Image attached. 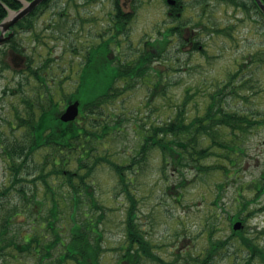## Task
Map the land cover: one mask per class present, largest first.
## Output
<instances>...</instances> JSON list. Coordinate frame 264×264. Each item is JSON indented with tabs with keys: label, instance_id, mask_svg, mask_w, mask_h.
I'll use <instances>...</instances> for the list:
<instances>
[{
	"label": "rangeland",
	"instance_id": "obj_1",
	"mask_svg": "<svg viewBox=\"0 0 264 264\" xmlns=\"http://www.w3.org/2000/svg\"><path fill=\"white\" fill-rule=\"evenodd\" d=\"M115 1L54 0L51 7L40 15L35 23V31L41 32L44 36L42 43H34L33 33L15 26L18 32L14 34V38L22 41L24 50L15 51L11 47V40L0 45V135L2 137L5 139L16 137L19 140L27 137L28 129L19 125L15 114L26 110L25 98L33 93L24 79L29 75L30 65L43 64L48 59L49 73L57 76L49 79L57 82L60 79L65 80L67 93L76 90L85 53L90 46L98 45L108 39L104 32L116 21ZM119 1L123 10L127 13L130 11L133 16L128 40L123 39L121 50L117 51L113 46L114 53L118 52L120 56L122 52L133 53L134 50H140L146 40H155L170 26L182 25L183 31L182 34H174L169 39L170 52L166 62L163 60L165 63L160 62L155 65L157 69L164 71L162 85L167 87L164 94L166 96L157 98L156 95H151V90L158 81L154 72L138 81L121 98L114 101L112 106H107L104 112L105 120L112 116L120 123L117 125L112 123L113 126L115 125V131L112 136L100 141L97 149L99 154H111L107 156L116 161H129L140 149V133L136 131L137 126L142 127L143 130L153 122H163L167 117L171 118L176 114L186 95H191L186 108L187 116L191 118L201 114L204 112L205 96L218 85L228 81L230 75L238 72L241 66L240 77L247 81V85L239 87V81L235 78L233 83L238 84L236 89L242 95L228 96L229 103L235 110H246L259 119H264V21L261 16V20L255 22L243 10L226 0H206L204 5L187 0L190 6H195L196 9L185 10L179 19L171 18L168 13L171 6L166 0ZM197 13L202 15L200 19L197 18ZM186 26H190L189 30L185 28ZM69 27H71L72 43L75 46L74 52L70 51L65 39L57 33ZM227 27L231 28L232 37L219 32L220 28ZM188 32L190 35L195 32L198 41L205 49L204 53L190 48L191 45L186 42ZM2 51H6L7 54H3ZM10 58L13 60L11 61ZM3 60L9 62L10 66L4 69ZM55 99L62 100L63 96L56 94ZM108 112L111 115L107 116ZM241 135L240 139H244L240 141L243 148L239 157L242 169L234 176L236 180L230 179L226 184L223 196L218 202L221 192L218 193L217 183L224 180L221 172L214 170L199 172L191 161L183 168L184 174L171 164L166 170H162V167H165L164 161L160 150L156 148L150 150L146 162L142 167L138 166L139 170L127 172L128 179L133 180L129 188L137 198L135 222L149 241L147 251L155 253L154 257L141 254L135 263H129L126 258H122L128 251L126 218L129 202L126 192L119 182L116 171L107 162H101L90 177L93 194L103 206L95 211V217H99L97 219L94 217L97 220V228L91 234L93 245L101 247L99 251L101 263L196 264V258L211 249L209 233L212 229L211 233L215 241L221 238L228 244L219 245L210 264H242L248 250L242 246L239 233L236 234L237 231H234V221H231L229 214H234L244 197H253L255 194L248 187V183L260 174L264 162V124L248 134ZM1 151H3L2 147H0V189L9 185L11 179V170ZM47 153L49 152L45 147L34 153L33 158L41 167L44 163V155ZM219 153L221 156L216 154L203 162L212 164L217 162V159L229 162L226 159L227 152L219 150ZM71 161L72 168L75 169L78 166L76 157L73 156ZM48 164L45 173L53 169L51 163ZM41 167H36L35 175ZM48 177L60 204L57 230L62 234H68L72 231L71 211L74 194L70 192L69 186L62 185L60 176L52 174ZM34 187V191L29 192V195H34L35 199L43 201L46 211L51 205V199L46 197V186L39 179ZM14 201L20 209L22 201L19 195L14 197ZM23 205L24 209L21 210L23 212L13 219L10 233L14 232L16 240L22 242L21 235L34 231L36 227L35 232L40 235L43 244L47 243L46 240L50 241L49 243L53 242L56 238L53 230L40 227L41 217L36 211L38 207H34L33 202ZM79 205L80 208L75 211V216L81 221L85 218L87 210L89 213L92 211L80 202ZM252 207H257L259 211L246 217L241 231L253 236L256 242L264 246V232H262L264 195L259 201L253 202ZM2 216L0 213V227ZM5 243L0 239V247H3L2 251L5 252L4 264L38 263L39 256L34 252L23 251L13 244L3 246ZM52 251L54 254L51 255L52 259H48V263L77 264L74 259L64 256L68 251H61L59 247ZM140 251L144 250L140 249ZM252 264H264V262L257 257Z\"/></svg>",
	"mask_w": 264,
	"mask_h": 264
},
{
	"label": "trees",
	"instance_id": "obj_2",
	"mask_svg": "<svg viewBox=\"0 0 264 264\" xmlns=\"http://www.w3.org/2000/svg\"><path fill=\"white\" fill-rule=\"evenodd\" d=\"M53 1L44 0L27 17L18 22L19 28L30 30L33 33L34 43L44 42L42 33L35 31V23L39 16L51 7ZM84 1L94 2L95 0ZM226 1L243 10L253 21L258 22L261 18L264 21V14L255 0ZM200 2L205 4L206 0H200ZM6 6L11 9H19L22 3L20 0H0V21L8 15ZM132 18V13L125 12L121 2L116 0V21L114 27L110 29L111 35L100 44L90 46L87 53L83 54L84 60L81 63L77 87L70 94L65 93V80L60 79L57 82L54 79H49V77L55 78L57 76L49 73L48 59L43 64L30 65L29 75L24 79L33 93L25 98L26 110L15 114L19 120V125L28 129L27 137L21 140L16 137L5 139L0 135V147L3 148L1 155L7 159L8 168L11 170L10 184L0 189V213L3 215L1 218L0 239L2 242H6L3 246L13 244L23 251L34 252L39 256L37 264H57L48 263V259H52L51 255L54 254L52 250H55L56 247L61 248V251H68L64 256L74 259L77 264H102L99 257L101 247L93 245L91 234L96 231L97 220L95 219L99 217H95V211L97 208H103V206L93 194V184L90 182L92 173L101 162H107L116 171L129 202L126 218L128 251L122 258H126L129 263H135L141 254L154 257L155 253L153 251H147L149 241L135 222L137 198L136 194L129 188V184H132L133 180L132 178L131 180L128 179L127 172L139 170L146 162L150 150L156 148L160 150L164 161L163 166L166 167H162V170H166L171 164L180 173L184 174L183 168L191 161L199 172L203 170L221 172L224 175V180L217 183L218 193L221 192L217 199L218 202L223 196L226 184L230 179L236 180L234 176L242 169L239 157L240 153L243 152V148L240 141H244V139H240L241 134H248L254 128L264 124V119H259V117L246 110H235L229 103L228 96L242 95L236 89L238 84L234 85V79L236 78L239 81V87L247 85V81L240 77L242 74L241 66L238 72L230 75L228 81L218 85L205 96L204 112L201 114L191 118L187 116L186 108L191 95H186L176 114L171 118L167 117L163 122H153L143 130L142 127L137 126L136 131L140 133V149L138 154L129 161H116L107 156L111 154H99L97 149L100 141L112 136L115 125L120 123L117 118L112 116L105 120L104 112L107 106H112L114 101L121 98L138 81L152 75L154 72L158 81L155 82L151 95H156L157 98L166 96L164 94L167 87L162 85L164 71L157 69L155 65L169 58L170 35L176 32L179 35L182 33L179 25L166 30L165 33L162 32V36L155 38V40H146L140 50H134L133 53L122 52L123 56L114 55L112 42L117 38L114 44L116 43L119 48L122 46L118 36L122 32L128 37V24ZM261 26L263 27L262 24ZM112 29H115V32H112ZM219 32L227 37L233 36L230 27L220 28ZM57 33L58 36L65 39L70 51L74 52L75 46L72 43L70 34L71 27ZM198 46L199 43L197 42L196 47ZM11 47L15 51L24 50L22 41L16 40L14 37ZM200 50L203 53L205 52L204 48ZM2 52L5 55L7 54L6 51ZM3 62L5 64L4 69L10 66V63L6 60H3ZM24 79L22 82H24ZM60 92L63 99L57 101L55 99L56 94ZM202 94H205V92H202ZM73 99H78L81 102L80 115L73 121L65 122L60 115L66 102ZM109 115L111 113L108 112L107 116ZM114 120L118 121L114 122ZM112 123H115V125L113 126ZM43 147L49 153L44 155V163L41 167L33 157L34 153ZM219 150L227 152L226 159L229 162L219 161V159L212 164L203 162V160L205 161L213 155L221 156ZM73 156L76 157L78 163L75 169L71 165ZM48 162L51 163L53 169L45 173V167L49 165ZM36 167H41L37 175H35ZM52 174L60 176L62 185L69 186L71 188L70 192L74 194L71 211L72 231L68 234L60 233L56 227L57 221L60 219V204L55 196L56 192L52 183L48 181V175ZM39 179L46 186V197L51 199V205L46 211H44L43 206L45 203L43 201L35 199L34 195H29V192L34 191L33 188H35L34 186H36ZM248 187L255 194L253 197H244L239 202L234 214H229L231 221L240 219L245 221L249 214L253 215L256 213L255 211H259L257 207H252V203L259 201L264 195V162L260 174L248 183ZM240 193L242 195V192ZM17 195L22 201L20 209L14 201V197ZM32 202L34 207H38L36 211L41 217L40 227L51 229L56 234V238L51 243L48 240H46V244L41 242L40 235L35 232L36 227L34 231L21 235L22 242L16 240L14 232L13 234L10 233L11 225L14 223L13 219L23 212L21 211L24 209L23 204L28 205ZM79 202L92 211L89 213L87 210L84 215L85 218L81 221H78L75 216V211L80 208ZM241 230L237 231L236 234L239 233L242 246L248 250L247 257L242 264H252L257 257L264 262V246L256 242L253 236L247 235L246 232L244 234ZM211 232H213L212 229L209 233L211 249L201 253L202 255L200 254L201 256L196 258V264H210L214 254L217 253L216 250L219 245L228 244L221 238L215 241ZM262 232H264V229ZM2 249L3 247H0V264L5 262V252ZM140 249L144 251H140Z\"/></svg>",
	"mask_w": 264,
	"mask_h": 264
},
{
	"label": "water",
	"instance_id": "obj_3",
	"mask_svg": "<svg viewBox=\"0 0 264 264\" xmlns=\"http://www.w3.org/2000/svg\"><path fill=\"white\" fill-rule=\"evenodd\" d=\"M23 3V6L18 10H9L8 17L0 22V43L4 40L10 39L13 31H10L11 27L20 19L25 17L31 11H33L41 2L44 0H20ZM260 8L264 13V2L262 0H256ZM9 31V34L5 36V32ZM80 101L76 100L71 102L66 107L65 111L61 114V119L65 122L75 120L79 115ZM242 221H236L234 223V229H240L242 227Z\"/></svg>",
	"mask_w": 264,
	"mask_h": 264
},
{
	"label": "flooded vegetation",
	"instance_id": "obj_4",
	"mask_svg": "<svg viewBox=\"0 0 264 264\" xmlns=\"http://www.w3.org/2000/svg\"><path fill=\"white\" fill-rule=\"evenodd\" d=\"M200 0H193L192 2H196V4L200 5ZM175 7L174 8H170L169 9V14L173 17H178L180 16L185 10H190V9H196L195 6H190V3L189 1L187 0H177V3L174 5ZM130 12V11H129ZM175 15V16H174ZM200 16L202 15H199V13H197V18L200 19ZM197 25H199V23L197 22ZM187 30H189L190 26H186L185 27ZM184 28V29H185ZM193 31H196V30H193ZM189 32H188V36H187V39H186V42L189 43L191 45L190 48H193V49H196V45H197V42H198V39H197V35L195 34V32H193L190 36H189ZM200 47V45L198 46ZM201 49V48H200ZM12 56V55H11ZM11 61L13 60L12 58H10Z\"/></svg>",
	"mask_w": 264,
	"mask_h": 264
},
{
	"label": "bare ground",
	"instance_id": "obj_5",
	"mask_svg": "<svg viewBox=\"0 0 264 264\" xmlns=\"http://www.w3.org/2000/svg\"><path fill=\"white\" fill-rule=\"evenodd\" d=\"M233 226H234V224H233ZM234 228V227H233Z\"/></svg>",
	"mask_w": 264,
	"mask_h": 264
}]
</instances>
